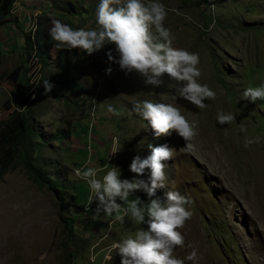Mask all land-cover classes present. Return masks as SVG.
<instances>
[{"label":"rangeland","instance_id":"1","mask_svg":"<svg viewBox=\"0 0 264 264\" xmlns=\"http://www.w3.org/2000/svg\"><path fill=\"white\" fill-rule=\"evenodd\" d=\"M162 2L173 46L198 54L199 82L215 92L202 108L174 95L166 76L153 88L114 63L105 74L113 44L85 54L58 49L53 41L47 63L29 56L25 34L41 22L48 34L50 17L72 27H97V0H14L0 17V128L14 113L31 117L40 133L34 139L44 141L35 149L36 164L56 183L39 185L17 157L0 174V264H120L113 244L147 225L132 220L124 205L116 214L94 215L96 202L89 201L77 173L93 167L100 176L115 165L121 178L130 179L137 175L128 168L132 157L147 155L148 144L165 142L173 150L164 162V186L151 195L135 190L128 199L163 202L169 190L190 199L191 217L178 229L184 242L173 251L183 258L195 250L186 264H264V100L241 97L245 87L264 81V0ZM20 66L28 72L13 82L8 74ZM26 78L32 91L19 108L15 96ZM45 79L52 85L47 92ZM141 99L172 103L195 122L188 145L175 131L154 137L130 111ZM109 104L116 114L107 111ZM218 110L234 119L218 124ZM141 139L144 146L138 148ZM208 140L218 152L222 148L221 158L202 142ZM140 178L147 181V169Z\"/></svg>","mask_w":264,"mask_h":264},{"label":"clouds","instance_id":"2","mask_svg":"<svg viewBox=\"0 0 264 264\" xmlns=\"http://www.w3.org/2000/svg\"><path fill=\"white\" fill-rule=\"evenodd\" d=\"M94 14L97 27H72L50 17L47 31L51 40L56 42L54 46L69 52L77 49L92 54L105 45L113 44L115 55L113 49L107 50L106 57L110 63L105 74L112 72L111 64L114 63L126 76L135 73L142 78L143 85L153 88L164 84L166 76L173 94L197 108L204 106L205 98L215 96L206 83L199 82L198 54L173 46L174 37L163 23L167 9L162 0H97ZM43 87L47 92L52 85L45 79ZM241 97L250 101L264 100V81L245 87ZM107 111L116 114L117 110L109 104ZM130 111L146 121V127L152 130L154 137L171 135L175 131L187 146L196 133L195 122L187 120L172 103L141 99L132 104ZM233 119L231 112L218 110L215 116L220 125ZM142 140L138 142V148L144 146ZM248 143L250 141L245 140V146ZM147 147L150 150L147 155L132 157L128 168L137 175L130 179L121 178V171L115 165L107 166L100 176L93 167H85L77 174L88 186L89 201L96 202L94 215L101 212L116 214L124 205V211L132 220L147 225V228H136L122 235L113 244L120 264H186L196 256L195 250L183 258L175 256L173 251L184 242V236L178 229L191 217L187 206L190 199L173 190L165 193L163 202L151 199L144 204L138 198L128 199L135 190L143 189L151 195L156 188L164 186V162L171 157L173 148L166 142L156 146L148 144ZM145 169L148 170L147 181L140 178ZM116 219L120 216L116 215Z\"/></svg>","mask_w":264,"mask_h":264},{"label":"trees","instance_id":"3","mask_svg":"<svg viewBox=\"0 0 264 264\" xmlns=\"http://www.w3.org/2000/svg\"><path fill=\"white\" fill-rule=\"evenodd\" d=\"M13 4L14 0H0V17L11 11ZM43 26L44 22H41L33 34L30 32L25 34V46L29 56H35L41 65L47 63L49 52L53 47V41L45 33ZM27 72V67L20 66L13 69L8 76L15 82L19 75L21 78V76H26ZM28 79L26 78L27 84L19 89L18 96H15L19 100V108L26 105L22 101V96L32 91ZM20 80L25 82L24 79ZM30 118L27 114L17 112L12 114L0 128V174L5 172L11 160L17 157L28 175L39 185L43 186L46 183L55 188L56 183L36 164L38 157L35 155V149H40L44 141L34 139L35 136L40 137V133L39 129L30 122Z\"/></svg>","mask_w":264,"mask_h":264},{"label":"bare ground","instance_id":"4","mask_svg":"<svg viewBox=\"0 0 264 264\" xmlns=\"http://www.w3.org/2000/svg\"><path fill=\"white\" fill-rule=\"evenodd\" d=\"M191 119V118H190ZM196 134V133H195ZM208 137V136H207ZM197 139V138H196ZM207 139V138H206ZM204 144H205V146L207 147V149L209 150V152H211L214 156H216L217 158H221V152H222V148H221V152H218L217 150H215V148H214V145H216L215 143H213V142H211V141H209L208 140V142L207 141H202ZM204 150V149H203ZM219 156V157H218ZM2 251H4V250H2Z\"/></svg>","mask_w":264,"mask_h":264}]
</instances>
